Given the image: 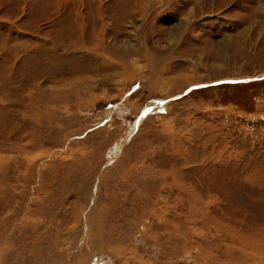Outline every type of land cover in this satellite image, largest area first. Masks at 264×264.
<instances>
[{"label":"rangeland","instance_id":"374dc122","mask_svg":"<svg viewBox=\"0 0 264 264\" xmlns=\"http://www.w3.org/2000/svg\"><path fill=\"white\" fill-rule=\"evenodd\" d=\"M148 1L0 0V264H264V0Z\"/></svg>","mask_w":264,"mask_h":264},{"label":"bare ground","instance_id":"6f19581e","mask_svg":"<svg viewBox=\"0 0 264 264\" xmlns=\"http://www.w3.org/2000/svg\"><path fill=\"white\" fill-rule=\"evenodd\" d=\"M153 0H149L147 3L152 2ZM141 7V6H140ZM2 256V255H1ZM4 258V257H3ZM4 264V263H3Z\"/></svg>","mask_w":264,"mask_h":264},{"label":"water","instance_id":"95a60500","mask_svg":"<svg viewBox=\"0 0 264 264\" xmlns=\"http://www.w3.org/2000/svg\"><path fill=\"white\" fill-rule=\"evenodd\" d=\"M262 77H264V75H263V76H261V78H262ZM261 78H260V79H261ZM256 79H259V78H256ZM241 82H243V81H241Z\"/></svg>","mask_w":264,"mask_h":264},{"label":"crops","instance_id":"0c3cea01","mask_svg":"<svg viewBox=\"0 0 264 264\" xmlns=\"http://www.w3.org/2000/svg\"><path fill=\"white\" fill-rule=\"evenodd\" d=\"M158 101H160V102H161L162 100H158ZM158 103H159V102H158Z\"/></svg>","mask_w":264,"mask_h":264}]
</instances>
